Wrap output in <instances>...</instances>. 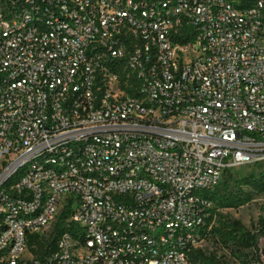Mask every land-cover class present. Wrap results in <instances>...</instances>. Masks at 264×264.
<instances>
[{"label":"built area","instance_id":"built-area-1","mask_svg":"<svg viewBox=\"0 0 264 264\" xmlns=\"http://www.w3.org/2000/svg\"><path fill=\"white\" fill-rule=\"evenodd\" d=\"M241 167L264 0H0V264H189Z\"/></svg>","mask_w":264,"mask_h":264},{"label":"trees","instance_id":"trees-1","mask_svg":"<svg viewBox=\"0 0 264 264\" xmlns=\"http://www.w3.org/2000/svg\"><path fill=\"white\" fill-rule=\"evenodd\" d=\"M247 168V167H246ZM252 169H258L259 174L249 175L243 180V184L251 188L255 193H264V168L248 167ZM256 171V172H257ZM253 173V172H252ZM235 169L227 171L221 183L212 191L206 193L204 196L207 200L217 204V208L213 209L212 222L214 217L218 216V221L222 219L220 223L215 227L213 224L208 230L202 232V239L204 241L211 240L217 245L213 250L205 251L202 248H193L188 253L189 264H228L226 258L228 255L232 256L238 253L241 256L247 257L250 255L253 262L257 264H264L261 261L260 249L258 248L257 237L264 234V223L261 222L262 227L254 232L245 229L238 220L231 218L229 215L222 216L221 213H217L218 209H237L249 200V195L242 192L239 188V184L234 179L237 178ZM230 181L236 184L237 189H228ZM222 184V193L216 189ZM216 206V205H215ZM69 210H63L47 240L39 241L37 244L36 254L43 256L46 254L45 246L48 244L50 247H54L57 236L63 231H72L70 226L66 223ZM215 215V216H214ZM210 221V220H209ZM227 248L228 251H224ZM226 252V253H224ZM247 252V254H244Z\"/></svg>","mask_w":264,"mask_h":264},{"label":"rangeland","instance_id":"rangeland-1","mask_svg":"<svg viewBox=\"0 0 264 264\" xmlns=\"http://www.w3.org/2000/svg\"><path fill=\"white\" fill-rule=\"evenodd\" d=\"M257 170L258 169L254 170L252 168H246V167L235 169V173L238 176L236 179H234V181H237V183L239 184L238 186L242 192L249 195V200L246 201L242 206L238 207L237 209L217 210V213H221L222 216L227 217L229 215L231 218L238 220L245 229L251 232H254L255 230H258L262 227L260 221L264 223V193H255L251 188L243 184L244 183L243 179L245 177H248L249 175L257 176L259 174V171ZM222 187L223 186L221 184L216 189L217 191H220V195L223 190ZM228 189H233L235 191L237 189V186L235 183H233V181H230L228 184ZM215 207L217 208L216 203H214L213 209H215ZM221 221L222 219L218 221V216L216 215L213 219V226L216 227L218 223H220ZM257 243H258V248L261 251L262 247H264V234L262 235L260 234L257 237ZM214 247H217V245L213 243L211 240L204 241L200 246V248H202L205 251L213 250ZM224 251H228V249L224 248ZM244 254H247V252H245ZM250 257H251L250 255L244 257L236 253L232 256L228 255L226 260L228 264H257L253 262L254 258L251 259ZM260 259L262 261V258ZM262 263H264V261H262Z\"/></svg>","mask_w":264,"mask_h":264},{"label":"water","instance_id":"water-1","mask_svg":"<svg viewBox=\"0 0 264 264\" xmlns=\"http://www.w3.org/2000/svg\"><path fill=\"white\" fill-rule=\"evenodd\" d=\"M260 255H261L262 261H264V247H262L260 251Z\"/></svg>","mask_w":264,"mask_h":264}]
</instances>
